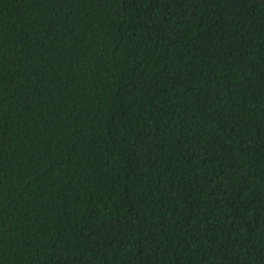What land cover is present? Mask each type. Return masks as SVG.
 I'll return each instance as SVG.
<instances>
[{
  "label": "trees",
  "instance_id": "trees-1",
  "mask_svg": "<svg viewBox=\"0 0 264 264\" xmlns=\"http://www.w3.org/2000/svg\"><path fill=\"white\" fill-rule=\"evenodd\" d=\"M0 264H264V0H0Z\"/></svg>",
  "mask_w": 264,
  "mask_h": 264
}]
</instances>
